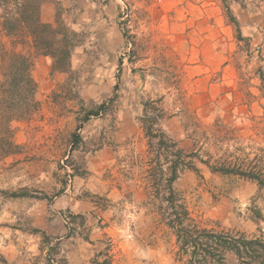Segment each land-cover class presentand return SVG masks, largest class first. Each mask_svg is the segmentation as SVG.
I'll return each mask as SVG.
<instances>
[{"label":"rangeland","instance_id":"rangeland-1","mask_svg":"<svg viewBox=\"0 0 264 264\" xmlns=\"http://www.w3.org/2000/svg\"><path fill=\"white\" fill-rule=\"evenodd\" d=\"M14 1L0 0L5 14ZM47 1L54 20L79 34L74 74L36 79L42 65L32 62L40 107L12 124L20 150L0 157V256L9 264H176L175 238L144 188L142 103L154 102L164 112L158 129L199 159L264 170V0L228 2L239 33L224 0ZM111 99L106 114L82 123L87 109ZM194 162L200 177L184 171L174 183L192 216L258 235L257 185ZM20 189L32 197L2 193ZM66 195L88 211L70 216ZM226 264H238L233 254Z\"/></svg>","mask_w":264,"mask_h":264},{"label":"trees","instance_id":"trees-1","mask_svg":"<svg viewBox=\"0 0 264 264\" xmlns=\"http://www.w3.org/2000/svg\"><path fill=\"white\" fill-rule=\"evenodd\" d=\"M224 0L227 18L239 33V22L233 15L228 2ZM44 0H15L12 12L5 15L4 30L8 36L29 37L34 53L50 59L49 76L65 74L72 77L71 59L79 44V34L69 28L59 16L53 23L41 20V7ZM13 45V44H12ZM32 59L13 46L0 45V157L15 155L20 147L14 141L15 130L12 124L29 118L38 111L40 102L35 98L37 84L32 77ZM262 78L264 74L261 73ZM66 82L69 85V80ZM117 86L115 87V90ZM114 99L96 105L84 112L82 123L91 117L106 114ZM108 104V105H107ZM143 116L141 126L148 139L145 162L143 166V183L149 204L158 211L160 218L175 238L176 264H226V255L233 254L238 264H264V233L260 223L264 222V210L254 209L252 220L258 226V235L249 236L242 231L220 230L202 225L192 216L181 193L175 190L174 183L184 171H191L200 177L195 160H199L212 173L234 175L255 183L258 191L264 194V170L254 164H211L199 159L195 151H186L176 141L158 129L164 119V112L152 101L142 103ZM75 142L80 137L73 135ZM75 145V143H73ZM11 199L32 197L26 189L2 191ZM47 199V197H44ZM82 221L83 218L79 217ZM40 235L42 243L50 246L53 240L46 232L32 229ZM56 242L59 238H55ZM55 254L58 245L48 250L47 262H54L50 251ZM62 264H66L62 259ZM0 264H9L0 256ZM94 264H106L94 262Z\"/></svg>","mask_w":264,"mask_h":264},{"label":"crops","instance_id":"crops-1","mask_svg":"<svg viewBox=\"0 0 264 264\" xmlns=\"http://www.w3.org/2000/svg\"><path fill=\"white\" fill-rule=\"evenodd\" d=\"M5 13L0 8V45L5 47H10L14 45V48L17 52H20L26 56H29L34 63H41L42 70H39V65L34 66V75L35 78H43L45 75H49L50 72V59L47 57L39 56L34 53V50L31 47V40L29 37H20V36H8L4 30L3 24L5 20ZM54 7L50 2H44L41 7V20L44 23H53L54 21ZM13 44V45H12ZM125 186V185H124ZM124 189L116 188L111 191V193L117 192L119 195L123 192ZM63 210H68V214L73 216L74 214L84 215V212L88 211V203H76L72 199V195L64 196V203L62 204ZM79 212V213H78Z\"/></svg>","mask_w":264,"mask_h":264}]
</instances>
